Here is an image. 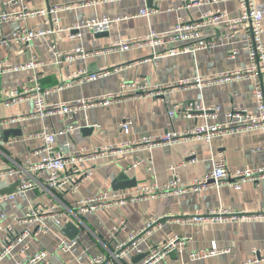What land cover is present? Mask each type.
<instances>
[{"label": "crops", "instance_id": "obj_1", "mask_svg": "<svg viewBox=\"0 0 264 264\" xmlns=\"http://www.w3.org/2000/svg\"><path fill=\"white\" fill-rule=\"evenodd\" d=\"M151 1L152 7L148 8L149 0H0V11L5 13L24 10L46 12L51 8H59V11L50 16H28L7 22L1 26L2 37L6 39L21 28L36 32L55 27H73L86 19L107 17L113 20L106 37H97L81 28L78 32L71 31V34H79L73 38L63 31L46 34L28 46L15 42L0 47V64L6 69L27 64L31 60L47 63L35 71L7 70L1 74L0 101L4 90L25 87L34 73L41 77L40 84L43 87L55 88L77 70L93 74L119 66L124 69L113 72L106 78L72 83L64 90L50 93L46 97V104L115 95L123 83L146 85L149 90L146 95L134 98L123 96L104 105L89 107L78 112L73 119H61L57 115L33 117L32 101L8 108L0 104V119L29 117L11 127L0 126V171L15 166L25 169V160L39 148V142L28 136L43 127L60 130L73 125L78 128L71 137L69 147L70 151H76L81 146L90 149L119 147L144 137L158 138L172 131L182 133L205 123L223 125L226 123L223 114L234 108L246 109L256 114L253 96L255 81L252 79H231L211 83L201 89L190 85L193 83L183 84L196 77L215 80L226 71L248 67L244 40L247 25L240 24L230 31L224 20L240 17V5L235 0H199V4L195 5H192L191 0ZM254 5L257 10H262L264 0H254ZM143 8L152 11L151 14L146 17L138 16ZM210 13L213 15H209ZM221 15L225 16L218 17ZM180 19L198 25L201 35L213 41L214 47L195 55L178 56L163 55L173 48L169 45L155 50L137 47L127 52L112 51L116 43L133 42L150 31L167 33L173 30ZM230 35L234 37L229 39ZM262 46L264 47V33ZM78 49L83 50L87 56H78L75 52ZM234 50L237 54L231 58ZM56 52L72 54L74 57L57 64ZM154 53L158 58L153 59ZM261 71L264 73V63ZM189 103L204 108H218L219 113L215 117L209 112L185 118L184 109ZM172 108H176V114L169 118L168 112ZM124 118L132 122L129 134H125L119 126ZM82 128H92V131L83 133ZM6 130L17 131L15 135L10 134L5 138ZM262 145L259 131H246L217 137L210 144L204 141H183L151 150L134 149L118 158L97 160L91 163L92 177L75 192L50 193L40 181L38 188L18 197L12 206L0 205V214L6 215L3 227L10 226L14 231L21 232L23 226L16 224L12 216L23 217L38 206H47L55 207L58 212L71 214L68 222L80 229L74 238L77 243L70 252L57 251L54 248L58 237H63L60 231L66 223L57 226L53 220H46L49 229L47 234L24 240L30 245V249L19 257L22 261L45 251L48 254V264H86L90 258L107 256L114 251L116 244L127 240L130 234L141 229L147 222L156 220L159 226L149 236H144L140 243L142 254L147 253L148 245L160 251L164 243L173 237L185 240L187 244L152 264H242L250 258L252 251L264 256V220L204 222L193 225H186L181 220L203 217L210 210L219 209L240 211L252 217L264 215V181L258 184L245 182L239 191H235L228 187L229 183H233L232 178H229L220 187L210 186L195 193L170 192L156 199L98 208L92 215L78 213L76 202L105 191H113L111 184L120 174L128 181H135L136 187L163 186L173 180L170 166L176 167L175 172L180 182L189 184L193 179L202 178L211 172L212 158L217 154L223 155L230 172L256 169L264 163V154L255 152ZM14 183H17L15 177L0 178V192ZM136 187L115 192L122 197L131 196ZM122 222L124 223L121 224ZM116 227L118 231L114 237L109 238L106 233ZM4 236L5 232H0V239ZM212 244L228 252L198 261L189 259L190 253L207 252ZM139 256L135 252L131 253L121 264L144 263L138 259ZM3 264H12V258L6 257Z\"/></svg>", "mask_w": 264, "mask_h": 264}, {"label": "built area", "instance_id": "obj_2", "mask_svg": "<svg viewBox=\"0 0 264 264\" xmlns=\"http://www.w3.org/2000/svg\"><path fill=\"white\" fill-rule=\"evenodd\" d=\"M112 1V0H107ZM216 2H226L228 0H215ZM242 8V14L236 19L224 18L228 30L233 31L236 26L246 24L245 30V46L248 58V67L242 70H229L218 76L215 80L207 78L196 77L192 81L184 82V85H194L198 89L204 86L224 82L227 80H244L252 79L255 81L253 89V96L256 104V114L248 112L246 109L234 108L231 111L224 113L226 121L223 125H209L203 124L194 129L182 133L168 132L158 138L144 137L137 141L123 144L119 147L105 146L99 148H87L85 146L79 147L76 151H70V140L78 128L69 125L60 130H50L43 127L38 132L28 136L29 139H34L39 142V148L34 150L31 157L24 162V168L15 166L7 170L0 171V178L15 177L17 179L16 190L10 194H0V205H13L16 199L28 191L35 190L41 181L44 187L50 193H72L78 190L79 186L89 180L93 175V168L91 163L97 160L118 158L125 155L134 149L151 150L155 147L168 146L178 144L183 141H204L211 143L217 137L238 134L246 131H259L262 135L263 145L256 149L255 152H262L264 154V73L261 71V65L264 63V47L262 46V35L264 33V9L257 10L254 5V0H235ZM192 5L199 4V0H191ZM59 11V8H51L46 12L45 10L27 11L24 10L19 13H5L0 11V47L7 46L11 43H22L28 46L36 39L43 37L46 34H55L60 32H68L70 37L79 36V34H71V31L78 32L79 29H86L91 34L105 32L108 30L113 20L111 18H95L86 19L79 24L62 29L55 27L52 30L31 31L26 28L18 29L10 35L9 39L2 37L1 26L7 22L19 19L22 17L34 16H48ZM147 8H143L138 13L140 17H146L151 14ZM215 13L219 14L218 11ZM209 15H213L210 13ZM225 15L218 16L220 18ZM204 17H202V20ZM229 36V39L233 38ZM173 46L164 56H178L182 54L195 55L199 51L211 49L215 43L209 39L204 38L200 33L198 25L187 23L180 19L174 26L173 30L167 33H155L150 31L146 36L136 39L133 42H118L112 48L115 52H127L137 47H147L155 50L164 46ZM54 50V48H51ZM78 56L82 58L87 56L83 50L75 51ZM236 51H232L231 58L235 56ZM58 64L61 61H70L73 59L72 54L55 53ZM158 58L154 53L153 59ZM47 63L43 61L31 60L27 64L6 69L0 64V75L5 71H26L38 70L46 66ZM124 67L119 66L112 70H105L99 73H87L85 70H77L71 73L70 76L58 87L45 88L40 84L41 77L34 73L30 76L28 83L21 89H10L2 92V99L0 104L5 107H12L22 104L26 101H32L34 105L33 117H47L57 115L61 119H73L75 115L89 107L96 105H104L114 98L121 97H138L140 95L148 94L149 90L146 85L137 83H123L120 91L115 95H107L91 99H80L73 102L58 103L53 105L46 104V97L53 92H59L71 86L72 83L80 84L85 82L97 81L101 78H106L113 72L123 70ZM201 111L203 115L209 112L216 116L219 113L218 108H204L199 107L193 103H189L184 109V117L191 118L193 112ZM176 114V108H172L168 112L169 118ZM29 117H12L0 119V126L11 127L25 121ZM125 134H129L132 122L124 118L119 125ZM32 158V159H31ZM176 167L170 166V171L173 174V180L163 186H138L135 188L134 194L131 196L122 197L115 191H105L96 196L89 198H82L76 202V209L80 214L92 215L98 208H109L111 206H123L137 201H144L148 199H156L164 196L170 192L176 194L181 193H195L204 190L210 186L220 187L225 184V181L232 178L233 183H229L228 187L235 191L241 189V185L245 182L258 184L264 181V163L256 169L236 170L230 172L227 168L226 160L222 154H217L212 158V170L209 174L202 178H195L189 184H184L179 181L175 172ZM148 170H151L148 167ZM71 214L61 213L55 210V207L38 206L23 217L12 216V219L19 226H23L21 232L14 231L12 227H3V222L6 215L0 214V232H5V236L0 239V264L6 257L12 258V264H48V254L45 251L38 252L32 255L28 260L22 261L19 257L26 254L30 245L25 243L27 237H37L40 234L45 235L49 229L45 223L46 220H53L57 226H62L70 220ZM249 221V220H264V215L248 216L243 212L234 210H210L206 216L192 217L181 220L186 225L200 224L204 222L209 223H224L228 221ZM122 222L121 224H123ZM159 226L156 220L147 222L141 229L130 234L124 242L116 244L114 251L107 256H96L90 258L86 264H121L131 253L141 255L140 243L144 236H149L150 233ZM118 228H113L106 234L109 238L114 237ZM75 240H68L63 237H58V241L54 250L62 252H70L76 245ZM185 240L173 237L168 239L160 251L155 250L151 245L147 246L148 257L142 264H152L160 260L174 250L179 251L183 246H186ZM228 250H220L215 244L207 252H193L188 255L191 261H198L205 259L211 255L217 256L227 253ZM242 264H264V256H260L256 251L251 252L250 258Z\"/></svg>", "mask_w": 264, "mask_h": 264}, {"label": "water", "instance_id": "obj_3", "mask_svg": "<svg viewBox=\"0 0 264 264\" xmlns=\"http://www.w3.org/2000/svg\"><path fill=\"white\" fill-rule=\"evenodd\" d=\"M151 2L152 1L149 0L147 4L148 8L152 7ZM95 35L97 37H106L108 35V32L105 31V32L97 33ZM193 115L200 116V115H203V113L201 111H196V112H193ZM16 131L17 130H6L4 132L5 138L8 137L10 134L15 135ZM90 131H92V128H82L81 129V132L83 133L84 132L87 133ZM16 187H17V183H14L13 185L1 191L0 194L1 195L10 194L16 190ZM134 187H136L135 181H128L127 178L123 174H120L111 184V189L113 191L126 190V189H130ZM79 231L80 229L76 227L72 222H68L62 227L60 234L68 240H74V238L77 236ZM147 257H148V253H145V254H141L138 259L144 261Z\"/></svg>", "mask_w": 264, "mask_h": 264}]
</instances>
